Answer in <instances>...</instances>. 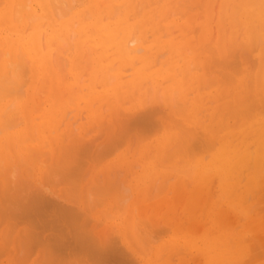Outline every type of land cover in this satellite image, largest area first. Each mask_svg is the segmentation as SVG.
I'll return each mask as SVG.
<instances>
[{"label": "bare ground", "instance_id": "bare-ground-1", "mask_svg": "<svg viewBox=\"0 0 264 264\" xmlns=\"http://www.w3.org/2000/svg\"><path fill=\"white\" fill-rule=\"evenodd\" d=\"M159 1L160 0H0V175L6 173L5 176L0 177V210L3 211L0 214V221L2 219L5 220L4 218H8L9 216V218L12 216V218L17 219L15 217L19 215V213H16L19 207L18 209H21L19 212H22L21 216L19 215L20 217L17 216L18 219L21 218L18 220L19 224L22 226L23 224H29V228L23 226L25 228L23 229V234L20 235L18 239L19 245L22 248L24 247L25 252L27 251L29 254L34 253V251H39V249L40 251H45L42 253L45 254L46 260L51 262H48V264L66 263L67 261L69 262L70 259L75 260L77 264H81L82 262L86 264L83 260L87 261V263L89 262V264H264V198L261 196L258 197L250 206L247 201L248 198L257 196L259 192L264 191V0H230L231 2L228 3L227 7H220L221 15L227 18V21H229L233 28L240 26L238 21L240 20L245 29V36L242 38L243 42L250 45L252 42L255 43L256 41L257 45L258 42H260L259 44L261 45L258 65H252L249 61L250 66L248 67L256 66L254 72L255 76L253 77L252 75V77H247L251 79L247 83L248 87L251 88H248L246 94L243 93L245 96L239 99V104L236 100H234L233 104L231 102L230 104L228 100L233 102L230 96H235L243 87L242 76L240 77L237 75L239 77L236 79L233 77L238 72V70L236 72V68L239 69L244 66L242 59H239L242 56L238 54L240 47H243V42L237 44L235 40V44H231L232 42L228 43L229 40L225 41V39H223L224 45H220L218 54L217 50H215L216 48H214L215 52L213 50L211 52L213 48L210 47L211 45L207 44L211 48L209 54L213 56L215 54L216 57L225 60L224 62L221 60L223 63L218 62L219 65L216 64L218 68L215 67L218 70L214 66V70H212L211 66L208 65L211 69L209 74H211L212 71L215 72V70L218 71V74L222 73L221 75H224V77L221 76L220 80L225 78L224 82L227 81L229 85H226L227 82L225 84L226 86H221L222 84L217 85L210 92H205L206 94H203L201 91V87L203 86L194 79L195 75L187 76L186 74V72L193 70L191 68L197 67L199 68L198 70L201 68L198 67L199 65L194 66V64L196 65L198 62H196L193 53H190L189 49H187L188 39H184L185 36L181 35L179 40L177 38L178 34H174L173 28H178L181 24L176 23L174 20L175 18H172L170 15H173L174 11L175 13L181 14V8L190 11L193 7H196L194 5H197L200 9L198 7L199 11L196 15L200 17L203 13L202 7L205 1L163 0L172 2L177 7H180V10H178L179 8L175 6L178 12H176L177 10L175 9L174 11L164 9V5L159 7ZM180 1L183 2L181 3ZM178 2H180V5ZM215 3H217L216 0ZM217 7L216 5V8ZM229 9H232V12H230ZM182 15H184V13L181 14V16ZM214 19L213 17V20ZM213 20L212 22H214ZM195 25H191L195 30H190L193 31L194 35L198 34L195 31L198 30L201 24ZM226 27H228V25L225 23V32L228 29H226ZM189 28L191 29V27ZM224 34L226 35L227 33ZM238 34L242 33L240 32ZM202 36L203 35H201V37ZM211 36L209 39L214 38ZM227 36L225 38L228 39L229 37ZM239 36L240 35L236 37L238 38ZM238 39L237 41H240ZM193 40L197 43L196 39ZM207 41L212 44L210 40L207 39ZM207 45H205L206 48H209ZM243 49H241L242 52ZM246 49H244L245 52L248 51ZM204 50L206 52L209 51V49L207 51L205 47ZM70 54H72V57L70 59L67 58L68 62L66 63L64 59ZM162 58L168 59L169 67L167 73L163 72V65L160 63V59ZM244 58L249 57L245 56ZM250 60L252 61L251 57ZM254 60L256 59H253V61ZM245 62L247 61L245 60ZM254 63L256 62L254 61ZM224 64L225 66L227 65L226 67L229 68V70L231 69L236 72L232 76L235 81H238L237 85L234 87H232L234 82L231 84L234 79L232 80L230 77L234 71H226L224 66L223 68L220 67V65ZM220 68L224 70V73L219 70ZM240 70L241 68L239 69V74ZM249 70L252 74L253 69L252 71L251 69ZM219 71L221 73H219ZM225 71L228 75L225 74ZM247 73L251 76L249 72ZM180 74H182V76H179ZM209 74H205V77L208 78ZM215 74L212 73L211 75L214 77ZM217 76L216 74L215 77ZM211 77L205 79L210 84L204 81L210 86L212 83L211 81H213V77ZM227 77L231 78L229 79L230 81L227 80ZM67 79L69 80L68 82L66 81ZM214 80L216 81V79ZM189 81L192 82V85L186 86V83ZM251 82L253 86H251L252 84L249 85ZM52 88L54 89L53 91H55V89L59 91L56 92L57 95L59 93V99L61 98L60 96L65 94L63 97L64 101H61V98L56 105L51 102L46 105L44 99L41 100V97L44 96L41 95V93L48 91L52 93ZM203 88L205 89V86ZM243 89H245V87ZM192 90L198 91L199 93H192ZM157 91H160L165 97L163 106H161L162 108L158 107L161 104L159 97L158 100L160 102L159 105L156 106L158 108L155 109V107H151L150 110L147 109V111L145 109L141 113L136 109V111L139 112L136 114L137 116H135V112L131 110L127 115H132V117H129L132 123L134 122L142 129L148 131L146 132L147 134L143 132L145 133L144 136L149 134L152 135V131L158 129V123H160L159 126H163L161 135L156 139L154 138L155 140L152 142L149 139L150 143L146 142L147 146H144L140 153L141 158L147 159L146 156L150 155V157L154 156L158 161L161 159V154L163 159V153L172 149L171 155L169 152L165 153L163 160L169 157V160H166L170 162L173 160V162L167 164L163 162V160H160L164 164H160L159 167L158 162L156 163L152 160V162H150L151 166L147 167L146 165L149 160H144L145 165L142 166L141 173L145 175L147 173L146 176L153 175V173H156L155 176L161 174L165 179L171 174L173 175L170 177H174L176 174L182 178L185 177V179H183L186 185L189 183L186 178H189L195 183L194 187L197 185V188L207 189L208 192L211 191V193H215L217 200H215L214 195H210L209 192V198H205L206 203L204 199L202 200L201 196L198 197L201 199L200 201H204V204H208L207 200L214 199V202L208 207L207 216L203 215L206 221L201 220L202 222H199L200 229L197 226V228H195V224L197 223L195 219L194 221H196V223L193 222L194 224H186L184 223L185 221L181 224L175 222L177 224L173 227L174 231L172 234L170 236L167 235L168 237L163 238L158 244H154L153 241H156L157 237V239L160 240V236H144L143 234L145 231L140 228L139 231L142 230L143 234L141 233L140 235V233H138L139 223L137 221V216L142 219L144 217L148 218L150 222H153L152 224L157 220L159 221H157L158 224H161L159 219L168 222V224L170 222L171 224L172 221L178 220L179 217H177L178 219L176 217V219L174 218L177 211L173 216L175 220L169 216L168 210H173V207V209L168 207V210L166 208V211L153 209L150 213L147 212V206L150 203L148 202L147 204L144 200H146L148 196L145 195L146 198H143V200L141 199V188L138 187L139 185L133 187L136 194H134L133 202L131 201L130 204L134 206L137 212L131 209L130 205L124 206L122 204V199L124 200L127 196L124 194V189L126 187L121 185L123 189L122 187L119 188L120 185L117 186V184L120 183L116 184L115 182L119 176L118 171L121 170L120 168L117 170L116 166L122 168L126 166L128 171L130 170V162H128L126 152H121L116 156L113 162L111 161L113 159H111V163H106L107 165L105 167L104 165H95V163L93 164L90 160L93 164V166H91V162L88 163V161H86L90 164V167L86 165V168L91 170L89 172L86 168L84 171L85 160H81L84 158L78 159L82 157L80 153H83L85 148H88L85 147L83 150H77L75 151V153L77 152L76 154L73 152V149H70L68 153L71 154L72 157L65 152V160L62 159L60 161L62 163L60 165L57 164L55 172L58 173V175L60 172L65 177L63 179L64 183L66 182L69 185H67V187L64 185V187H62L63 189L65 188L66 190L68 188L70 190L76 185L77 187L80 186L81 190L80 188H78V190L75 186V189L71 190L74 192L71 194L73 197L69 195L68 189L66 190L68 191V195L65 192L66 196H62L59 194L60 192L57 193L55 191H58V189L53 190L51 187L50 189L47 184L45 186L44 183L39 182L43 184V189L38 186L40 188L38 191L36 190L38 189L37 186H33L34 188L36 187V189L31 192L29 191L31 190L29 188V184L32 181L31 178L37 179L35 176L38 165H34L33 162L36 158L38 159L39 155H42L40 148L44 147L45 142H50L55 138L52 137V134H55V130H58L59 126L63 124L62 121L66 118L67 120L70 119V117L68 118L66 116L67 112L75 109L77 115L79 113L82 115L83 113L88 118H99L101 113L98 112L99 107L95 109L94 106L96 102H99L103 97H106L108 100L113 98V100L123 103L129 102V107L135 108L140 104L142 96L148 98V95L154 94V92H156V95H151V97L160 96L161 94ZM177 93L180 96V100L183 101V105L179 100H177V102L174 100V95ZM227 96H229L228 99H226L228 102L227 107L230 110L229 112L227 108L225 110L226 101L222 102V99ZM47 98L48 97H46V99ZM149 99H146V101ZM152 100H154V97ZM211 101H218V103L216 105H207L209 102L211 104ZM43 103L45 107L40 110ZM176 103H178L177 107L178 105L181 107L183 106L181 108L183 110L179 109L180 111L177 112ZM188 103L191 106L190 108L188 107ZM104 106L106 105L103 103L102 107L104 108ZM64 109H66L64 114L65 118L63 120L61 119L60 122L62 124L60 123L58 126L57 115ZM118 109L119 107L115 112H118ZM207 109L211 110L210 118L205 125H202V113ZM155 110L157 112H162L159 114L160 116L158 119L156 118L158 113L155 114ZM103 111L105 110L103 109ZM106 111H108V109ZM231 112L233 114H230ZM104 113L107 114V112ZM154 114L155 120H153ZM61 117L63 118L62 114ZM82 118L83 117H81V119ZM102 122L103 120L99 123ZM72 123L74 122L71 120V124ZM177 123L178 125L180 124L179 129L177 128L178 125L176 127ZM92 125L95 124L92 123ZM128 126H130V124ZM126 130L128 131V129L125 128L124 131L126 132ZM127 133L128 132H126V134ZM126 134L121 135L122 138H126ZM120 138L117 139L120 142L117 141L118 145L125 144L121 143ZM11 140L15 141L17 145V148L15 146L13 147L12 151L15 152L14 154L8 153L9 150H5L9 142H11L10 144L12 146ZM113 142L116 144V141ZM170 142L174 145L171 144V149L165 151L164 149L168 147ZM115 144H113V147ZM136 145L137 147L134 144L133 148L134 150L136 148V152H138L139 144ZM151 145L152 148H149ZM48 146L47 148L49 149ZM110 146L108 145L111 149ZM15 148L16 151L14 150ZM35 148L37 149L35 150ZM10 149L12 148L10 147ZM129 149L131 150L129 152L131 153L129 155L130 161L131 155L135 154V152H133L132 147ZM37 150L41 154L38 153ZM78 152L79 155L77 157ZM85 152L87 153L89 151L86 150ZM45 153L43 154L44 157H41L44 158V160H37L41 162V165L43 162L45 163ZM107 153V155L103 153V158H106L111 152ZM117 153L118 152L115 154ZM203 153H209L206 154L208 158L202 155ZM72 154H75L76 157ZM85 154L83 153V156ZM66 156L72 158V160L76 159V161H78L76 162L74 160V164H70L71 161L68 157L67 160ZM98 160L97 164H101L98 163ZM66 161H68V163H66ZM137 161L135 160V163ZM141 162L143 163V161ZM65 163L68 165L64 166ZM132 165L134 166V161ZM161 165L165 167H161ZM99 166L102 176L105 171L106 173L110 171L109 173L111 176H114V172L117 171V177L116 179L114 178L115 181L111 180L107 173L106 176H108V180L111 182L108 183L109 181L107 180L108 184H106L105 180H102V176L97 173L95 176L99 175L101 178L98 179V181H96L97 179L95 180L97 183L92 182L93 187L92 185H90L91 187L82 186V181L85 176L83 174H86L85 172L87 171L89 174L92 172V169H96ZM133 166L131 167L133 168ZM160 168H169L171 174L167 169H165L166 171H161L162 169ZM40 169L42 170V168ZM113 169L115 170L113 171ZM111 172H113V175ZM134 172L135 171H133V173ZM18 173L22 176L18 177ZM56 173L52 172V175ZM141 173L137 174V176ZM167 173L170 175L165 176L164 174ZM17 177L22 180H18L20 182L17 183L21 185V187H18V185H11L14 182V178ZM57 178L58 176L56 180ZM65 179L67 181H65ZM85 179L86 178H84V180ZM159 179L160 178H158V180ZM165 179H163L162 182H156V184L162 185L160 183L166 182ZM167 179L169 180L170 178ZM21 182L25 187L20 184ZM54 182L52 178L49 179V182L47 181L48 184L51 183L52 187H54V184H63L60 183V181L59 183H56L58 181ZM32 183L33 182L30 184L31 187ZM168 185H171L170 189L178 194L180 183L179 186H177L176 182L173 184L169 183ZM189 186H191V184ZM116 187H118V190ZM180 187H183V185ZM145 188L147 187L145 186ZM186 189H188L187 186ZM78 191L80 192L78 193ZM119 191L122 192L119 193ZM125 191L129 193L127 188ZM160 191H162V189ZM196 191H198V189H196ZM35 192L36 194H34ZM41 192H44L46 196L42 195ZM194 192L195 190L192 194H194ZM122 193L125 196L124 198L121 195ZM57 194L61 195V199L58 196V199L55 198L57 200L55 203L53 198L56 197ZM180 196L184 197V194ZM182 197H180L179 200L182 199ZM51 198L52 201L50 200ZM190 198L191 197H188V200ZM221 198L225 200L221 202ZM59 199L62 200V203ZM172 199L176 200V197ZM179 200H176V202ZM164 201H166V198ZM189 201L191 202L192 200ZM33 202H35L34 204L36 207L39 205V208H36L37 210H35V206L33 207ZM195 203H198V201ZM4 204H9L13 207L12 211L9 210V213L11 212L13 215L10 214L6 216L10 206L6 205L7 210H5ZM162 205L163 203L161 204V208ZM185 205V211H181L184 213L187 212L190 218L192 212L190 209L192 207L188 205V203ZM200 205L201 203H199V206ZM95 206H101V208L98 207L94 209ZM202 206H200L198 210L201 211L205 209L207 205ZM182 207L184 209V206ZM201 207L202 209H200ZM196 210L197 209L194 211ZM252 210H254L253 212L256 214L251 215L250 212ZM197 214L199 215L200 212H197ZM33 215H36L37 220L34 219L35 217L32 218ZM198 215H195L196 219ZM258 215H261V217H258ZM31 218L34 220L33 222L30 221ZM146 218H144V220ZM140 219L138 220L140 221ZM20 221L23 224H21ZM142 222L145 223L146 221L142 220ZM164 228H166V226H161L159 230V233H162V235L163 232L169 230H162ZM156 232V234H159L158 231ZM148 234H150V232ZM145 237H151L152 241ZM10 238L12 239V237ZM5 247V249H7V246ZM1 249L0 256L3 254L2 251H4V248ZM22 251L23 250H21V252ZM184 254H187L188 257ZM77 255L78 257H76ZM79 258L82 259H80V262ZM19 259H22V256Z\"/></svg>", "mask_w": 264, "mask_h": 264}, {"label": "rangeland", "instance_id": "rangeland-1", "mask_svg": "<svg viewBox=\"0 0 264 264\" xmlns=\"http://www.w3.org/2000/svg\"><path fill=\"white\" fill-rule=\"evenodd\" d=\"M161 1V2H160ZM159 2H158V5H159V7H161V6H165V8L164 9H170V10H173L174 11V9L177 7L174 3H172V2H169V1H163V0H160ZM184 1V0H183ZM183 1H180L181 3L183 2ZM186 1V0H185ZM202 0H199L198 2H201ZM205 1V3H204V5H203V13H202V16L200 15V17H197V15L196 14H198L197 12L199 11V9H200V7H199V9H198V7H197V5H194V6H196V7H193L192 8V10H187V9H185V8H181V14H183L184 13V15H182L181 16V14L180 13H175V11L173 12V15H170L172 18H175L174 20H175V22L176 23H179V24H181V25H179L178 26V28L177 27H174L173 28V30H174V34L175 35H177L178 37V39L180 40V36L181 35H184L185 36V38L184 39H188V44H187V49H189V51H190V53H193V55H194V57H195V60H196V62H198V64L196 63V65L194 64V66H197V65H199L198 67H200L201 69L200 70H198L199 68H195L193 65V67L194 68H191V69H193V70H191V71H189V72H186V74H187V76H194L195 75V78L194 79H196V81H198L199 83H201V85L204 87L205 86V89L203 88V87H201V91H202V93L203 94H206L207 92H210L211 90H213L214 89V87L215 86H217V85H220V84H222L221 86H226V85H229L228 84V82L227 81H225L224 82V80H225V78H222L221 80H220V78H221V72L219 71V73H221V74H218V71H216L215 70V72H216V74L218 75L217 77H215L216 76V74H215V72H211V74L212 73H214L215 75H214V77H213V75H211V74H209L210 73V71H211V69L212 70H214V67L216 66V64H218L219 65V63L221 62V60L224 62L225 60H223V58L221 59V58H219V57H216V55L214 54V56L212 55V54H209V52H210V49L211 48H213V49H211V52H212V50L215 52V50H217V54H218V52H219V50L218 49H220V45H224V40L223 39H225V41H227V40H229V42L228 43H231V44H233L234 43V41L236 40L237 41V39L238 40H240V41H235V43H239V42H243L242 41V38H244V36H245V29H244V27H243V25L241 24V22H240V20H238L239 21V23H240V26H238L237 28H233L231 25H230V23H229V21H227V18L225 17L224 18V16H222L221 15V13H220V11H221V6H223V8H224V6H226L227 7V5H228V3H230L231 1L230 0H216L217 1V3H215V0H204ZM180 2H178L179 3V5H180ZM188 2V1H187ZM177 3V4H178ZM225 3V4H224ZM172 4H173V6H172ZM184 4H185V2H184ZM184 4H183V6H184ZM189 4V3H188ZM198 4H200V3H198ZM202 4V3H201ZM182 5V4H181ZM214 5H215V8H216V5L218 6L216 9L214 8ZM176 6V7H175ZM185 6H186V4H185ZM187 6H189V5H187ZM202 6V5H201ZM177 8H179L178 10H180V7H177ZM190 8V7H189ZM188 8V9H189ZM220 8V9H219ZM159 9V8H158ZM211 9H213V10H211ZM175 10H177V9H175ZM178 10L176 11V12H178ZM215 10V11H214ZM189 11V12H188ZM210 11H211V13H210ZM228 11V10H227ZM229 11L230 12H232V9H229ZM134 14V13H133ZM201 14V13H200ZM216 15V16H215ZM179 16H181V17H179ZM192 16V17H191ZM190 17H191V19H190ZM193 17H194V19H193ZM196 17H197V19H196ZM202 17V18H201ZM213 17L215 18L214 20H213ZM190 19V20H189ZM194 21H193V20ZM224 19V20H223ZM197 20V21H196ZM212 20L214 21V22H212ZM192 21H193V23H192ZM197 22H199V23H197ZM217 22V23H216ZM228 25V27H226V32H225V23ZM195 25V24H201V26H199V28L198 27H196V28H198V30L197 31H195V32H197L198 34H196V35H194L193 34V31L195 30V29H193L192 28V26L191 25ZM213 24V25H212ZM196 26V25H195ZM184 27V28H183ZM189 27H191V29L189 28ZM194 27V26H193ZM214 27V28H213ZM230 28V29H229ZM243 28V29H242ZM177 29V30H176ZM185 29V30H184ZM193 29V31H190V30H192ZM239 29V30H238ZM214 30V31H213ZM190 31V32H189ZM214 32V33H213ZM242 33V34H238V33ZM203 33V34H202ZM205 33V34H204ZM224 33H227L226 35L224 34ZM208 34V35H207ZM230 34V35H229ZM235 34V35H234ZM201 35H203L202 37H201ZM211 35H213V36H211ZM224 35V36H223ZM228 35V36H227ZM238 35H240L241 36V39H240V36L237 38L236 36H238ZM194 36H196V37H194ZM214 37V38H210L209 39V37ZM229 37L228 39L227 38H225V37ZM243 36V37H242ZM221 37V38H220ZM183 38V37H182ZM202 38V39H201ZM235 38H237V39H235ZM193 39H196V42L197 43H195V40H193ZM207 39L208 40H212L211 41V43L212 44H214V45H212V44H210L208 41H207ZM193 40V41H192ZM223 41V42H222ZM206 42V43H205ZM190 43H192V44H190ZM205 43V44H204ZM234 43V44H235ZM245 42H243V47L241 46L240 47V49H239V51H238V54H239V56H242L241 58H239V59H242V61L244 62V66L243 67H240L241 68V70H240V74L238 73L239 72V69H237L236 68V72H237V70H238V72H237V74L236 75H234L236 72L234 71V70H229V68H227L226 66H225V64L224 65H220V67H222L223 68V66H224V69L226 68V71H234V73H232V75L230 76L231 78H232V80L235 78H238L239 76L243 79V87H242V90L239 92V93H237L235 96H230V99L232 98L233 99V102L232 101H230V100H228L229 101V103L231 102L232 104L234 103V100H236V102L239 104V99H242L245 95H243V93H247L246 91L248 90V81H250L251 79H249V78H247V77H252V75H253V77L255 76L254 75V72H255V67L258 65V61H259V57H260V48H261V45L259 44L260 42H258V45H257V42L255 41V43H251L250 45H248V44H244ZM207 44H209V45H211L210 47L207 45ZM205 45H207V47H209V48H206V46ZM212 46H214V47H212ZM247 46V47H246ZM204 47H205V49L208 51V49H209V51L208 52H206L205 50H204ZM248 48V49H246V48ZM257 47V48H256ZM214 48H216L215 50H214ZM222 48V47H221ZM246 49V50H250L249 52H250V54H249V52L247 51V52H245V50L244 49ZM255 48H256V50H255ZM241 49H243V52H244V54H243V52L241 51ZM254 49V50H253ZM202 50V51H201ZM199 54H201V55H199ZM209 54V55H208ZM212 55V56H211ZM69 56V57H68ZM198 56V57H197ZM209 56H210V58H209ZM249 57V58H244V57ZM256 56V57H255ZM72 57V54H70V55H67L65 58L67 59H70ZM215 57V58H214ZM221 57V56H220ZM250 57H251V59H252V61L250 60ZM258 58V59H257ZM66 59H64V61L67 63L68 62V59L66 60ZM216 59H217V61H216ZM220 59V60H219ZM247 61V62H245V60ZM253 59H256V60H254L256 63H254V61H253ZM213 60V61H212ZM219 60V61H218ZM63 61V62H64ZM249 61H250V63L252 64V65H256L255 67H253V66H251V67H248V66H250V63H249ZM219 62V63H218ZM223 62H221V63H223ZM253 62V63H252ZM160 63L163 65V67H162V69H163V72H166L167 73V70H168V67H169V65H168V59H166V58H162V59H160ZM215 63V64H214ZM213 64V65H212ZM208 65H210L211 66V69L208 67ZM217 65V66H218ZM214 66V67H213ZM216 66V67H217ZM215 67V68H216ZM229 67V66H228ZM218 68V67H217ZM216 68V69H217ZM222 68H220L219 70H221ZM209 69V70H208ZM228 69V70H227ZM233 69V68H232ZM249 69H251V71H252V69H253V73L251 74L250 73V70ZM218 70V69H217ZM243 70V71H242ZM195 71V72H194ZM199 71V72H198ZM205 71H206V73H205ZM223 73H224V70H221ZM226 71H225V74H226ZM243 72V73H242ZM247 72H249L250 74H251V76L250 75H248V73ZM229 73V72H228ZM230 73V74H231ZM178 74H179V72H178ZM205 74H209V76H208V78H206L205 77ZM213 77V81H211V79H210V81L212 82L211 83V86L209 85L210 83L209 82H207L205 79H209V77H211V76ZM226 75H228V74H226ZM225 75V76H226ZM234 75V76H233ZM237 75H239V76H237ZM179 76H182V74H180ZM197 76V77H196ZM205 78H204V77ZM234 78H233V77ZM211 77V78H212ZM222 77H224V75L222 76ZM231 78H228L227 77V80L228 81H230L229 79H231ZM214 79H216V81L214 80ZM218 79V80H217ZM235 79H234V81H232L231 82V84L233 83V86L232 87H234V86H236L237 85V83H238V81L236 80L235 81ZM248 79V80H247ZM67 82L69 81L68 79L66 80ZM204 81H206L207 83H209L208 85H207V83H205ZM215 82H216V85H215ZM221 82H223V83H221ZM226 82H227V84H226ZM214 83V84H213ZM204 84H206L207 85V87H206V85H204ZM226 84V85H225ZM247 84V85H246ZM252 84V82L249 84V85H251ZM189 85H192V82L191 81H189V82H187L186 83V86H189ZM251 86H253V84L251 85ZM200 87V86H199ZM210 87V88H209ZM245 87V89H243ZM251 88V87H250ZM249 88V89H250ZM56 89H57V87H56ZM56 89H55V91H53L54 89L52 88V93L50 92V91H48V92H45V93H41V95H44V96H42L41 97V100H43L44 99V103H46V105H48V104H50V102L52 103V104H57L58 102H59V100L62 98V100L61 101H64V95L63 96H60L61 98L59 99V93H58V95H57V93L56 92H59V91H56ZM204 89V90H203ZM60 90V89H59ZM245 90V91H244ZM62 92V91H61ZM64 92V91H63ZM157 92H159L160 93V91H157ZM192 93H199L198 91H195V90H192L191 91ZM206 92V93H205ZM158 93V94H159ZM46 94V95H45ZM63 94V93H62ZM161 94V95H160ZM159 95L160 96H152L151 97V95H156V92H154V94H151V95H148V98H146V96H142L141 97V102H140V104H138V106L137 107H135V108H131V107H129L130 106V104H129V102L128 103H123V102H119V101H117V100H113V98H110L109 100L106 98V97H103L101 100H99V102H96V104H95V106H94V108L95 109H97L98 107H99V110H98V112L100 113V117L99 118H88L87 116H85V114H83L82 113V115H81V113H79L78 115L76 114V110L75 109H72L71 111H69V112H67V117L69 118L70 117V119L74 122V123H72L71 124V120L70 119H68L67 120V118L65 119V120H67V121H65V120H63L64 118H65V116H64V114H65V110L66 109H64V110H62V112L59 114V115H57V120H58V126H59V124L61 123L60 121H61V119L63 120L62 121V125H60L59 126V129H58V127H57V129L58 130H55V134H52V137L54 138V139H52L50 142H45V144H44V147H41L40 149H41V153H42V155H39L38 156V159L36 158V157H33V158H36L35 160H34V162H33V164L35 165L36 164V166H37V170H36V176H35V178H37V179H33V178H31L32 179V181L31 182H35L34 184L32 183V187L30 186V184H31V182H30V184H29V188L31 189V190H29L30 192L31 191H33V190H35L36 189V187L34 188L33 186H37V188L38 189H36V190H38L39 191V189L40 188H42L43 189V184L42 183H44L45 184V186H46V184H47V186H49V188L51 187V188H53V190H55V189H58V191L57 190H55L57 193H59V194H61L62 196L64 195V196H66L65 195V192L67 193L68 191V193H70L69 195L71 196V197H73L71 194H72V192L73 191H71L72 189H75V186L76 185H74V188H72V189H68V191H66L65 190V188L63 189L62 187H64V185H65V187H67V183L65 182L64 183V176L59 172V175H58V173H56L55 172V169H57V164H61L62 162H60L62 159L63 160H65V158H64V155H65V152H67L68 153V151L71 149H73L74 151V153H75V151H77V150H83L85 147H87L88 149H86L85 148V151L87 150V151H89V152H85V151H83V153L85 154L84 156H83V153H80V154H82V157H79L78 159H80V158H84V159H81V160H85L84 162V171L87 169L86 168V165H89V167H90V164H91V166H93V164L95 163V165H100V166H103L104 165V167L110 162V160L111 159H113V160H111L112 162L114 161V159L116 158V156H118L121 152L123 153V152H126L127 153V158H128V162H130L129 164H130V170L128 171V168L126 167H124V168H122V167H120V166H116V167H113V168H116L117 170L120 168L121 170L120 171H118L119 172V176L117 177L116 175H117V171L116 172H114L115 173V175L114 176H111L110 175V171L109 172H107L109 175L108 176H110V178H111V180H113V181H115L114 180V178L116 179V177H117V181H115L116 182V184L117 183H120V184H117V186H119V188L120 187H122L121 185H123L124 187H126L129 191V193H127V191H125V189H124V194H125V196H126V198L123 200L122 199V204L125 206H129L130 204H131V201L133 202V197L135 196L134 194H136L135 193V190H133V187L134 186H138L139 188H141L140 190V193H141V195H140V197H141V199L143 200V198H146V196H148L147 197V199L146 200H144V201H146V203L148 204V202L151 204H148V206H147V212H151L153 209H161L162 211H166V208H167V210H168V207H173L172 209L173 210H171V211H169L168 210V213H169V216L173 219V220H175L177 217H179V219L178 220H175V221H172V223L170 224V222H169V224H168V222H166V221H162V219H159L160 220V222H161V224L159 223L158 224V222L156 223V222H154V224H152L153 222H150L149 220H148V218H146V217H144V218H146L145 220H144V218L142 219L141 217H138L137 216V218L138 219H142L143 221H146L145 223L144 222H142V220L140 219V221L137 219V221H138V223H139V226H138V231H139V228L140 229H143V231H145V233L143 234L142 233V230H140L138 233H140V235H141V233L145 236H150V235H152V237H153V235L155 236H160L161 237V239L160 240H158L156 237H154V238H156V241H153V243L154 244H158V243H160L161 242V240L163 239V238H166V237H168V236H170L171 234H172V232L174 231L173 229V227H175L176 226V224L177 223H175V222H178V223H183L184 221V223H186V224H188V223H191V224H194L193 222H195L196 223V221H194V219L195 220H197V225L195 224V228H197V227H199V229L201 228L200 227V224H199V222L201 223L202 221L201 220H204V221H206L205 220V217L204 216H207V211L209 210V208L208 207H210L211 206V203H213L214 202V199L215 200H217V196H215V193L213 194V192L211 193V191H209L208 192V190L206 191V190H204L203 188H197V185L194 187V185H195V183L192 181V180H190L189 178H186L187 179V181L189 182V183H187V185H186V183H184V179H185V177H180L179 175L177 176L176 174L174 175V177H170L171 175H173V174H171L170 173V169L168 168H160V169H162L161 171H166L165 169H167L168 170V172L171 174H169V173H167V174H164L165 176H169V177H167V178H170L169 180L166 178L165 179V177L163 176V175H161V174H159L158 176L156 175L155 176V174L156 173H153V175L151 174L150 176H146L147 175V173H146V175L145 174H143V173H141L142 172V166L143 165H145L144 164V160H149L148 162H147V167L148 166H151V164H150V162H152V160L154 161V162H158V166L160 165V164H164L163 162H166L167 164H171L172 162H173V160H171L172 162H170V161H168L169 159V157H167L166 159H168V160H163L164 159V154L165 153H168L169 152V154L171 155V151H173L172 149H171V144L173 143V141H172V143L170 142L169 143V145H168V147H166L164 150L166 151L167 149L169 150V149H171L170 151H168V152H165V153H163V159H162V154H161V161L163 160V162H161L160 160H156V158L154 157V156H152V157H150V155H147L146 156V158L147 159H144V158H141V156H140V153H141V151H142V149L144 148V146L146 147L147 145V143L146 142H148V143H150V140H151V142L152 141H154L159 135H161L162 134V132H163V126H159V124L160 123H158V126H157V130H153L154 131V133H153V131L151 130V129H148V130H151L152 131V135H153V137H152V135H147V136H144V134L146 133V132H148L147 130H144V129H142L139 125H137V124H135L134 122L132 123V121H130V118L129 117H132V115L131 116H128L127 115V113H129V112H131V110H132V112H135V116H137L136 114H138L139 112L141 113L142 111H144L145 109L147 110H150V108L151 107H155V109L156 108H158V107H160V108H162L161 106H163V103H164V99H165V97H164V95L162 94V93H160ZM51 95V96H50ZM61 95V94H60ZM175 97H174V100L177 102V100H179L180 101V103L183 105V101H181L180 100V96H179V94L177 93V94H175L174 95ZM46 97H48L47 99H46ZM153 99V97H154V100H152L151 98ZM160 97V98H159ZM177 97V98H176ZM228 97L229 96H227V97H225L224 99H222V102H225L226 101V99H228ZM56 98H58V99H56ZM65 98H66V96H65ZM150 98V99H149ZM158 98L161 100V104H160V106H158V107H156L157 105H159V100H158ZM105 99V100H104ZM146 99H149L148 101H146ZM163 99V100H162ZM102 100H104V101H102ZM55 101V102H54ZM115 101H117V102H115ZM151 101V102H150ZM157 101H158V103H157ZM174 101V102H175ZM178 101V102H179ZM144 102V103H143ZM147 102V103H146ZM42 104L41 105V107H40V110L43 108V107H45V104ZM103 103H104V105H106V106H104V108L102 107L103 106ZM179 103V104H180ZM218 103V101H214V102H212L211 101V104H210V102H209V104H207V105H216ZM227 101L225 102V110H226V108H227V111L229 112L230 110L228 109V107H227ZM230 103V104H231ZM124 104V105H123ZM177 104L178 103H176V107H177ZM102 105V106H101ZM122 105V106H121ZM119 107V109H118V112H115V110H117V108ZM121 106V107H120ZM144 106V107H143ZM180 105H178V107H179ZM110 107V108H109ZM176 108L178 111L177 112H179L180 110H183V109H181L182 107L180 106L179 108ZM188 107L190 108L191 106L189 105V103H188ZM159 108V109H160ZM103 109L105 110V111H103ZM108 109V111H106ZM126 109V110H125ZM136 109H138L137 111H139V112H137L136 111ZM141 109V110H140ZM180 109V110H179ZM69 110V109H68ZM74 110V111H73ZM121 110V111H120ZM134 110V111H133ZM147 110V111H148ZM152 111V110H151ZM156 111V110H155ZM210 111L211 110H209V109H207L206 111H204L203 113H202V118H203V121L201 122L202 123V125H205V123L209 120V118H210ZM41 112V111H40ZM71 112V113H70ZM104 112H107V114H105ZM150 112V111H149ZM153 112H154V110H153ZM147 113V112H146ZM152 113V112H151ZM156 113H158L157 114V116H156V118L158 119V117L160 116L159 114H161L162 112H155V114ZM61 114H62V116H63V118L61 117ZM122 114V115H121ZM126 114V115H125ZM153 114V113H152ZM155 114L153 115L154 116V119L153 120H155L156 118H155ZM230 114H233L232 112L230 113ZM75 115H76V117H77V119H76V117H75ZM130 115V114H129ZM206 115V116H205ZM72 116V117H71ZM105 116V117H104ZM126 116H127V118H126ZM134 116V115H133ZM144 116V115H143ZM145 116H148V115H145ZM233 116H236V115H233ZM75 117V118H74ZM81 117H83L82 119H81ZM108 117V118H107ZM151 117V116H150ZM59 118V119H58ZM73 118V119H72ZM87 120H86V119ZM137 118V117H136ZM135 118V119H136ZM138 118H139V116H138ZM74 119H75V121H76V123H75V121H74ZM123 121H122V120ZM78 120V121H77ZM103 120V122L102 123H99L100 121H102ZM121 120V121H120ZM125 120V121H124ZM128 120H129V122H128ZM132 120V119H131ZM133 121H134V118H133ZM124 122V123H123ZM131 122V123H130ZM65 123V124H64ZM90 123V124H89ZM92 123L93 124H95V125H92ZM122 123V124H121ZM97 124V125H96ZM98 124H101V125H98ZM105 124H107V125H105ZM130 124V126H128ZM134 124H135V126H134ZM139 124V123H138ZM127 127H126V126ZM177 125H178V123L176 124V127H177ZM63 126V127H62ZM105 126V127H104ZM110 126V127H109ZM122 126V127H121ZM132 126H133V128H132ZM137 126V127H136ZM139 126V127H138ZM179 126H180V124L178 125V129H179ZM182 126V125H181ZM68 127V128H67ZM80 127V128H79ZM82 127V128H81ZM107 127V128H106ZM129 127V128H128ZM61 128V129H60ZM67 128V129H66ZM74 128V129H73ZM125 128L126 129H128V131L126 130V132H128L127 134H126V132L124 131L125 130ZM132 128V129H131ZM137 128V129H136ZM144 128V127H143ZM189 128V127H188ZM93 129V130H92ZM97 129H98V131H97ZM146 129V128H145ZM154 129V128H153ZM156 129V128H155ZM162 131H161V130ZM177 129V130H178ZM90 130V131H89ZM102 130V131H101ZM136 130V131H135ZM139 130V131H138ZM143 130V131H142ZM160 130V131H159ZM64 131V132H63ZM74 131V132H73ZM107 131V132H106ZM122 131H123V133H122ZM131 133H130V132ZM186 131V130H185ZM98 132V133H97ZM111 132V133H110ZM117 132V133H116ZM138 132H139V134H138ZM141 132V133H140ZM143 132H145V133H143ZM110 133V134H109ZM116 133V134H115ZM134 133V134H133ZM136 133V134H135ZM159 133V134H158ZM60 134V135H59ZM124 134H126L125 136H126V138H122V136L121 135H124ZM143 136V137H145V138H143L141 135ZM147 134V133H146ZM60 136V137H59ZM100 136V137H99ZM118 136H119V138H120V140H121V143H125V144H119L118 145V142H119V140H117V139H119L118 138ZM149 136V137H148ZM81 137V138H80ZM117 137V138H116ZM139 137H141V138H139ZM152 139H151V138ZM95 138V139H94ZM134 138V139H133ZM144 140H143V139ZM155 138V139H154ZM58 139V140H57ZM150 139V140H149ZM175 139V138H174ZM173 139V140H174ZM57 142H56V141ZM95 140V141H94ZM110 140V141H109ZM122 140H123V142H122ZM136 140H138V141H136ZM147 140V141H146ZM12 141V146H11V142H9L8 143V145H7V148L5 149V150H9L8 151V153H11V154H14L15 152L14 151H12L13 150V147L15 146L16 148H17V145H16V142L15 141H13V140H11ZM90 141V142H89ZM92 141V142H91ZM113 141H116V144L119 146H117L114 142L112 143ZM118 141V142H117ZM127 141V142H126ZM143 141V142H142ZM71 144H70V143ZM85 142V143H84ZM87 142V143H86ZM134 142V143H133ZM61 143H63V144H61ZM64 143H66V144H64ZM120 143V142H119ZM142 145H141V144ZM175 143V142H174ZM60 144V145H59ZM69 144V145H68ZM88 144V145H87ZM93 144V145H92ZM112 144V145H111ZM113 144H115V146L113 147ZM134 144H135V146L137 147V145L136 144H139V151L138 152H136L137 150H136V148H135V150H134V148H133V146H134ZM144 144V145H143ZM168 144V143H167ZM166 144V145H167ZM49 145V146H48ZM52 145V146H51ZM83 145H85V146H83ZM108 145L111 147V149L108 147ZM172 145H174V144H172ZM47 146L49 147V149L47 148ZM72 146V147H71ZM80 146V147H79ZM132 147V150H133V152H135V154H133V155H131V158H130V161H129V155L131 154V153H129L131 150L129 149V148H131ZM141 146V147H140ZM10 147L12 148V149H10ZM66 149H65V148ZM90 147V148H89ZM112 147H113V149L114 148H116V149H112ZM127 147V148H126ZM16 148L14 149L15 151H16ZM61 148H63V149H61ZM79 148V149H78ZM124 148V149H123ZM149 148H152V145H151V147H149ZM37 148H35V150H36ZM98 149V150H97ZM127 149V150H126ZM39 150V149H38ZM37 150V151H38ZM64 150V151H63ZM67 150V151H66ZM106 150H108V151H106ZM7 151H6V153H7ZM43 151V152H42ZM45 151H46V153H45ZM39 151H38V153H40ZM82 152V151H81ZM100 152V153H99ZM107 152H111L108 156H106L108 153ZM116 152H118L117 154H115ZM132 152V153H133ZM40 153V154H41ZM45 153V163L43 162V164L41 165V162H38V161H42L41 159H43L44 160V158H41V157H44L43 156V154ZM49 153V154H48ZM70 153H72V152H70ZM77 153V152H76ZM75 153V154H76ZM103 153H105L106 155V158H103ZM129 153V154H128ZM174 153V152H173ZM4 154H5V152H4ZM75 154H72V155H74L75 156ZM88 154H89V156H88ZM113 154V155H112ZM206 154H209V153H206ZM205 153H203L202 155H205V156H207V158H208V155H206ZM68 155L69 156H71V154H69L68 153ZM78 155H79V152H78V154H77V157H78ZM102 155V156H101ZM139 155V156H138ZM168 155V154H167ZM198 155V154H197ZM37 156V155H36ZM109 156H111V157H109ZM133 156V157H132ZM201 156V155H200ZM68 156H66V158H67ZM72 157V156H71ZM76 157V156H75ZM98 157V158H97ZM108 157V158H107ZM138 157V158H137ZM40 158V159H39ZM48 158V159H47ZM69 158V160L71 161L70 162V164H74V160L76 161V159H74V160H72V158H70V157H68ZM68 158H67V160H68ZM92 158V159H91ZM97 158V159H96ZM104 160H103V159ZM206 158V159H207ZM98 159H100V160H98ZM137 159H138V161H137ZM38 160V161H37ZM47 160V161H46ZM93 162V164H92V162ZM97 160H98V163H101V164H97ZM109 160V161H108ZM135 160L138 162H136L135 163ZM78 161V160H77ZM76 161V162H77ZM86 161H88V163L89 162H91L90 164H88ZM95 161V162H94ZM104 161H106V162H104ZM133 161H134V166L132 165L133 164ZM141 161H143V163L141 162ZM60 162V163H59ZM75 162V163H76ZM40 163V164H39ZM66 163H68V161H66ZM64 164V166L65 165H68V164ZM87 163V164H86ZM102 163H104V164H102ZM107 163V164H106ZM111 163V162H110ZM165 163V164H166ZM44 164H45V166H44ZM140 164V165H139ZM166 164V165H167ZM55 165V166H54ZM138 165V166H137ZM100 166L99 167H97L96 169H92V172L91 173H89L88 174V171L90 172L91 170L90 169H87L88 171L87 172H85L86 174H83V175H85L84 176V178H86L85 180H84V178H83V181H82V186H90V185H92L94 182H96V181H98V179H100L101 177H99V175L98 176H95L97 173H99L101 176H102V174H101V172H100V170H99V168H100ZM131 166H133V168L131 167ZM140 166H141V169H140ZM162 166H164V165H161V167ZM52 167H56V168H52ZM60 167V166H59ZM88 167V166H87ZM160 167V166H159ZM165 167V166H164ZM40 168H42V170L40 169ZM86 168V169H85ZM138 168V169H137ZM122 169H124V170H122ZM126 169H127V172H126ZM136 169V170H135ZM40 170V171H39ZM53 170V171H52ZM95 170V171H94ZM112 170V169H111ZM115 169H113V171H114ZM139 170V171H138ZM49 171V172H48ZM133 171H135L134 173H133ZM51 172V173H50ZM52 172L53 173H56L55 175H52ZM94 172V173H93ZM21 173V172H20ZM92 173H93V175H92ZM106 173V171L103 173V176H102V180H105V183L106 184H108V183H110L111 181L110 180H108V176H106L107 175V173ZM129 173V174H128ZM136 173V174H135ZM139 173H141L140 175H138L137 176V174H139ZM264 173V172H263ZM32 174V173H31ZM39 174V175H38ZM111 174L113 175V172H111ZM122 176H121V175ZM6 175V173H4V174H2V175H0V177H2V176H5ZM53 177H52V176ZM92 175V176H91ZM129 175V176H128ZM17 176V175H16ZM20 176H22L21 174H19L18 173V177H20ZM38 176V177H37ZM41 176V177H40ZM50 176V177H49ZM54 176H55V178H54ZM58 176V178H57V180H56V177ZM147 178H146V177ZM153 176V177H152ZM14 178V182H13V184H11V185H13V186H17L18 184V182H20V181H22V180H20L19 178ZM33 177V176H32ZM95 177V178H94ZM99 177V178H98ZM112 177H113V179H112ZM135 177H136V179H135ZM140 177V178H139ZM164 177V178H163ZM23 178V177H22ZM50 178H52V181H58V182H56V183H59V181H60V183H63V184H54L53 186L54 187H52L51 186V183H47V181L49 182V179ZM107 178V179H106ZM138 178V179H137ZM146 178V179H145ZM151 178V179H150ZM158 178H160L159 180H158ZM177 178V179H176ZM182 178V179H181ZM58 179H60V180H58ZM97 179V180H96ZM123 179H124V181H123ZM142 181H141V180ZM144 179V180H143ZM148 179V180H147ZM150 179V180H149ZM163 179H165L166 180V182L164 181V183H160V184H162V185H157L156 184V182H162V180ZM172 179V180H171ZM263 179H264V175H263ZM18 180H20V181H18ZM88 180H89V182H88ZM91 180V181H90ZM96 180V181H95ZM107 180L109 181L108 183H107ZM120 180V181H119ZM132 180V181H131ZM155 180H158V181H155ZM181 180V181H180ZM63 181V182H62ZM65 181H67L66 179H65ZM131 181V182H130ZM141 181V182H140ZM150 181V182H149ZM171 181V182H170ZM39 182H42V183H39ZM93 182V183H92ZM114 182V183H115ZM143 182V183H142ZM149 182V184H148V186H147V183ZM168 182V183H167ZM176 182V184H177V186H179V183H180V186H182L183 185V187H180L179 186V192H178V194H176V193H174L173 191H172V189H170V187H171V185L169 186L168 184L170 183V184H173V183H175ZM186 182V181H185ZM23 183H26V182H23ZM85 185H84V184ZM97 183V182H96ZM113 183V184H114ZM124 183V184H123ZM15 184V185H14ZM20 184H22V182L20 183ZM39 184H41V185H39ZM130 184V185H129ZM132 184V185H131ZM137 184V185H136ZM141 184V185H140ZM164 184H165V186H164ZM182 184V185H181ZM191 184V186H189ZM62 185V186H61ZM71 185L73 186V184L71 183ZM184 185H185V188H184ZM22 186H24V184H22ZM40 188H39V187ZM69 186V185H68ZM145 186L147 187V188H145ZM162 186H164V187H162ZM169 186V187H168ZM186 186H187V188L188 189H186ZM193 186V187H192ZM18 187H21V185H18ZM25 187V186H24ZM77 187V186H76ZM91 187V186H90ZM92 187H93V185H92ZM160 187V188H159ZM209 187V186H208ZM207 187V188H208ZM33 188V189H32ZM50 188V189H51ZM78 188H80V190H81V187L80 186H78L77 187V189ZM117 188V190H118V187H116ZM144 190H143V189ZM159 188V189H158ZM183 190H182V189ZM62 189V190H61ZM92 189H94V188H92ZM122 189H123V187H122ZM162 189V191H160ZM169 189H170V191H169ZM192 189V190H191ZM196 189H198V191H196ZM79 190V189H78ZM143 190V191H142ZM195 190V192H194V194H192L193 193V191ZM213 190V189H212ZM42 191H44V190H42ZM62 191H63V193H62ZM71 191V192H70ZM123 191V190H122ZM121 191V192H122ZM133 191V192H132ZM184 192V193H182V192ZM205 191V192H204ZM80 191H78V193H79ZM120 191H119V193H121ZM147 192V193H146ZM173 192V193H172ZM181 192V193H180ZM191 192V193H190ZM39 193V192H38ZM42 193V192H41ZM68 193H67V195H68ZM74 193V192H73ZM121 194L122 196H123V198L125 197L124 196V194ZM133 193V194H132ZM146 193V194H145ZM148 193H149V195H148ZM186 193V194H185ZM204 193H206V194H204ZM211 195V194H213L214 195V199H211V200H207L208 202V204H204V201H205V198L207 199V198H209L208 197V195L209 194ZM34 194H36V192L34 193ZM54 194H56V193H54ZM59 194H57L56 195V197H54L53 199L55 200V203H56V199L55 198H57L58 196L60 197L61 195H59ZM76 194H77V191H76ZM108 194H110V193H108ZM108 194H106V195H108ZM184 194V197H182V196H180V195H183ZM201 194H203V195H201ZM32 195H33V192H32ZM42 195H45L46 196V194L43 192L42 193ZM78 195V194H77ZM120 195V196H121ZM130 195H131V197H130ZM146 195V196H145ZM175 195V196H174ZM193 195V196H192ZM29 196H31V195H29ZM75 196V195H74ZM105 196V195H104ZM167 196V197H166ZM178 196V197H177ZM197 196V197H196ZM202 197V200L204 199V201H200L201 199H199L198 197ZM262 197V198H264V191L262 192H259L258 193V195L257 196H254V197H250V198H248V204H249V206L250 205H252V203L254 202V200L256 201V199L258 198V197ZM32 197V196H31ZM47 197H50V196H47ZM52 197V196H51ZM58 197V198H59ZM130 197V198H129ZM175 198L176 197V200H179V198L180 197H182V199H180L179 201H177L176 202V200L175 199H172V198ZM188 197H191L189 200H192L191 202L188 200ZM204 197V198H203ZM0 198H1V196H0ZM4 198H6V197H4ZM57 198V199H58ZM149 198V199H148ZM165 198H166V201H164L165 200ZM169 199V201H168V199ZM251 198H253V199H251ZM49 199V198H48ZM60 199H61V197H60ZM59 199V200H60ZM51 201H52V198L50 199ZM53 200V201H54ZM58 200V201H59ZM183 200V201H182ZM198 201V203H195L196 201ZM225 199L224 198H221V202H223ZM163 201V202H162ZM188 201V202H187ZM60 202L62 203V200H60ZM165 202H167V203H165ZM176 202V203H175ZM181 202V203H180ZM35 202H33V204H34ZM36 203H38V202H36ZM126 203V204H125ZM153 203V204H152ZM163 203V205H162V208H161V204ZM165 203V204H164ZM178 203H179V205H178ZM188 203V205H191V209L190 210H192V212H191V217L189 218L188 217V215H187V212H183V211H181V210H184L185 211V204H187ZM199 203H201V205L200 206H202V205H207V206H205V209H203V210H198V208L200 207L199 206ZM203 203V204H202ZM205 203H206V201H205ZM3 204V203H2ZM59 204V203H58ZM172 204V205H171ZM180 204H181V207H180ZM5 206H4V208H5V210H7L6 208H7V206L6 205H9V204H4ZM169 205V206H168ZM175 205V206H174ZM176 205H178V206H176ZM194 205H195V207H194ZM10 206V208H8V214L6 215V216H9L10 214H12L11 212L9 213V210H11L12 211V209H13V207L11 206V205H9ZM35 206V204L33 205V207ZM131 206V209H133V210H135V212H137V210L134 208V206L133 205H130ZM165 208H164V207ZM182 206H184V209H183V207ZM198 206V207H197ZM3 207V206H2ZM101 208V206H95L94 207V209L95 208ZM133 207V208H132ZM177 207V208H176ZM197 207V208H196ZM203 207V206H202ZM202 207L200 208V209H202ZM19 208V207H18ZM17 208V211H16V213H19V215L21 216V213L22 212H19V211H21V209L19 210ZM35 208V210H37L38 208H39V205H37V207L35 206L34 207ZM37 208V209H36ZM179 208V209H178ZM250 208V207H249ZM195 209H197L196 211H194ZM13 210V211H14ZM39 210H41V209H39ZM14 211V212H15ZM177 211V212H176ZM254 210H252L251 212H250V214L251 215H253V214H256L255 212H253ZM1 212H3L2 210H0V214H1ZM171 212V213H170ZM177 214H176V213ZM196 214H195V213ZM197 212L199 213L200 212V214L198 215L197 214ZM201 212H203V213H201ZM15 213V214H16ZM176 214V215H175ZM182 214H183V217H182ZM197 216L198 215V217H197V219H196V217H195V215ZM202 214V215H201ZM13 215V214H12ZM19 215H16V217L15 218H17V219H14V218H12V216H11V218H12V221H11V218H4L5 220H1V221H3V222H1L0 223V249L1 248H4V251H2V256H0V264H48V262H50L49 260L47 261L46 260V256H44L45 254L44 253H42V252H45V251H40V249H39V251H34V253H31V254H29V252H25V249H24V247L22 248L20 245H19V241H18V239H19V237H20V235H22L23 233L22 232H24V228L25 227H23V226H26V227H28V225L29 224H26V225H24L23 223H21V221L23 220H21L20 221V223L21 224H23V226L22 225H20L19 224V222H18V220H20L21 218H19L18 219V217L17 216H19ZM175 215V216H174ZM181 215V216H180ZM194 215V216H193ZM204 215V216H203ZM2 216V215H1ZM19 216V217H20ZM38 216H40V215H38ZM173 216H174V218H173ZM254 216H256V215H254ZM14 217V216H13ZM35 217V218H34ZM258 217H261V215H258ZM3 218V217H2ZM32 218H34V219H36L37 220V217H36V215H33L32 216ZM32 218H31V220L30 221H34V220H32ZM39 218V217H38ZM170 218V219H171ZM182 218V219H181ZM193 218V219H192ZM201 218V219H200ZM202 218H204V219H202ZM171 219V220H172ZM184 219V220H183ZM190 221H189V220ZM16 220V221H15ZM39 220H41V219H39ZM149 222H148V221ZM136 221V222H137ZM182 221V222H181ZM7 222V223H6ZM17 222H18V224H17ZM23 222V221H22ZM24 222H26V221H24ZM144 223V224H141V223ZM167 223V225H166V223ZM16 223V224H15ZM146 223H147V225H146ZM13 224V225H12ZM31 224V223H30ZM141 224V225H140ZM156 224H158V225H156ZM172 224H173V226H172ZM9 225V226H8ZM16 225V226H15ZM17 225H19V226H17ZM144 225H146V226H144ZM148 225H149V228H148ZM163 227V226H166V228H164V229H162V230H164L165 231V229L166 230H168V231H165L166 232V234H165V232H163V235H162V233H159V230L161 229V226ZM143 226H144V228H143ZM197 226V227H196ZM142 227V228H141ZM10 228V229H9ZM12 228V229H11ZM13 228H14V230H13ZM29 228V227H28ZM147 228V229H146ZM8 229H9V231H8ZM146 229V230H145ZM155 229H157V230H155ZM198 229V230H199ZM149 230V231H148ZM153 230V231H152ZM156 231H158V233L159 234H156L155 232ZM171 231V232H170ZM10 232V233H9ZM150 232V234H148V233ZM161 232V231H160ZM8 233V234H7ZM13 233V234H12ZM12 235V236H11ZM168 235V236H167ZM10 237H12V239L10 238ZM159 237V238H160ZM146 239H148L149 238V240L151 239V241H152V238L151 237H145ZM11 240V241H10ZM6 241H8V242H6ZM149 242V241H148ZM148 242H147V244H148ZM3 244V245H2ZM6 244H8V245H6ZM5 246H7V249H5L6 247ZM2 250V249H1ZM21 250H23L22 252H21ZM19 252H20V254H19ZM29 255H28V254ZM0 254H1V252H0ZM185 256H187V254H184ZM183 255V256H184ZM21 256H22V259H19V258H21ZM45 257V258H44ZM76 257H78V255L76 256ZM80 257V256H79ZM188 257V256H187ZM19 259V260H18ZM42 259V260H41ZM50 259V258H49ZM80 259L81 258H79V262H80ZM22 260V261H21ZM25 260V261H24ZM82 260V259H81ZM24 261V262H23ZM46 261V262H45ZM84 262H86V264H89V262L87 263V261H85V260H83ZM90 261V260H89ZM20 262V263H19ZM37 262V263H36ZM70 262V263H69ZM67 261L66 263H60V264H77V263H75V260H71L70 259V261ZM93 262V261H92ZM51 263V262H50ZM81 264H83V262L81 263ZM137 264V263H136Z\"/></svg>", "mask_w": 264, "mask_h": 264}]
</instances>
